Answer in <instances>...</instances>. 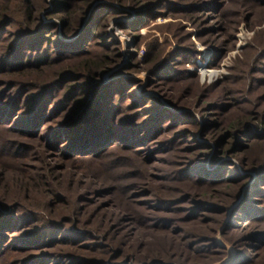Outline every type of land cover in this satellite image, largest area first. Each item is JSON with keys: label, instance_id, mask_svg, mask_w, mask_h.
I'll use <instances>...</instances> for the list:
<instances>
[{"label": "trees", "instance_id": "16d2710c", "mask_svg": "<svg viewBox=\"0 0 264 264\" xmlns=\"http://www.w3.org/2000/svg\"><path fill=\"white\" fill-rule=\"evenodd\" d=\"M126 4L137 18L119 29L138 47L147 22H207L224 0ZM126 4L0 0V264H214L222 226L230 264H264V38L204 87L186 70L200 58L190 42L174 33L162 57L168 42L154 39L142 64L164 102L137 98L135 84L105 80L122 62L106 25L132 17ZM222 24L195 34L221 55L228 41L203 38ZM126 228L155 254L129 255Z\"/></svg>", "mask_w": 264, "mask_h": 264}, {"label": "rangeland", "instance_id": "374dc122", "mask_svg": "<svg viewBox=\"0 0 264 264\" xmlns=\"http://www.w3.org/2000/svg\"><path fill=\"white\" fill-rule=\"evenodd\" d=\"M122 1L126 4L132 0ZM254 1L255 0H224L222 11L218 9L219 15L212 14L208 17L209 19L207 22L204 21V17H200V15L197 14L190 18L185 17V14L178 13L173 15L165 14L163 17L147 22V24H145V20L141 22L140 25L142 26L145 24L147 26L138 31L139 34L145 36V41L138 47V42L134 39V36L127 35L119 29L121 23H130L137 18L135 10L126 4L127 6H125L124 10L131 14L132 17L111 16L106 25V33L114 41L120 43L122 53L121 64L114 66V68L106 74V82H116L119 79L127 80L132 83V85H136L131 89L132 92L130 94L133 97L158 98L161 102H164V100L161 99V94L155 88L150 87L148 82L150 71L147 70V65L142 64V61L146 54L147 45H149L154 39L158 40L159 45H162L164 40L168 42L162 55V57H167L168 53L172 52L176 47L175 37L177 39L181 37L184 45L189 44L190 42L193 47L200 52V58L196 60L195 66H189L186 68L189 72H193L197 75V81L200 86H210L221 81L225 77H229L231 71L236 65L242 66L240 65L242 62L246 61L247 63H250L253 59L252 57H245V49H247L249 45L253 46L257 37L262 36L264 38V5L261 4L264 0ZM99 2L103 3L104 1ZM99 2L97 1L96 3ZM113 5L117 7L118 4ZM221 13L224 16L220 17ZM222 20L225 21V24H222V33L220 32L218 36L209 35L203 38L204 40H207L209 44L216 42V44H218L217 46L220 48H223V46H220L222 42L226 43V41H228L229 44L224 46V49L227 48L228 50L225 54L221 55L215 52L211 46L201 43V41L195 37V34L198 33V31L205 32L207 28L216 26L221 23ZM174 33H176L175 37H173ZM131 34H135V32H132ZM187 34L190 35L189 39L186 38ZM229 37H233V42ZM184 85L185 84L182 86L184 87ZM118 88H116V90ZM188 99L189 98L186 97L184 100ZM166 108H168V106H166ZM197 137L199 138L198 133ZM199 140L201 139L199 138ZM224 160L232 159L230 157H224ZM84 181L87 183L86 179H84ZM100 201L98 200L97 203H100ZM122 233H129L130 235V239L126 242L132 246L133 252L129 255H135L140 258H150L155 254L151 251V249H154L155 247L153 246V242H149V237L141 235L138 232H129L128 228ZM222 240L224 241L223 237ZM149 244L151 245L149 246ZM231 248L233 249V247ZM220 261H217L214 264Z\"/></svg>", "mask_w": 264, "mask_h": 264}, {"label": "water", "instance_id": "95a60500", "mask_svg": "<svg viewBox=\"0 0 264 264\" xmlns=\"http://www.w3.org/2000/svg\"><path fill=\"white\" fill-rule=\"evenodd\" d=\"M223 229H224V226L218 232V235L216 237V244L218 247L225 250L227 255L223 260H221L220 262H218L216 264H230L235 257V251L222 240L221 235H222Z\"/></svg>", "mask_w": 264, "mask_h": 264}]
</instances>
